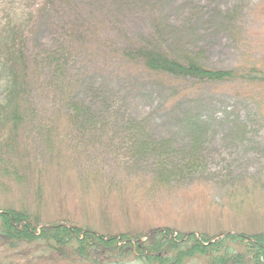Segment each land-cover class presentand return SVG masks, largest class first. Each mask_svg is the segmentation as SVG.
Masks as SVG:
<instances>
[{"label": "rangeland", "instance_id": "rangeland-1", "mask_svg": "<svg viewBox=\"0 0 264 264\" xmlns=\"http://www.w3.org/2000/svg\"><path fill=\"white\" fill-rule=\"evenodd\" d=\"M18 1L0 0V16L17 12ZM97 1L75 3L97 17ZM105 1L116 28L107 25L103 32L95 21V56L75 59L81 79L77 99H84L103 128L93 135H73V128L56 144V153L39 139L31 150L30 140V152H43L45 159L41 191L14 186L0 170V201L24 204L42 220L65 219L103 233L171 228L174 237L176 230H264V80L250 75L244 85L161 82L116 54L127 47L126 39L140 43L148 36L155 47L210 68L255 66L264 72V0ZM46 25L42 16L31 39L45 40L51 31ZM3 87L0 76V96ZM137 122L144 138L162 148L147 156L125 148L130 141L124 131ZM49 125L38 126L44 139ZM160 165L173 170L159 174ZM0 264L80 263L0 247Z\"/></svg>", "mask_w": 264, "mask_h": 264}, {"label": "trees", "instance_id": "trees-1", "mask_svg": "<svg viewBox=\"0 0 264 264\" xmlns=\"http://www.w3.org/2000/svg\"><path fill=\"white\" fill-rule=\"evenodd\" d=\"M34 2L19 0L17 12L0 16V76L4 80L0 96V170L14 186L23 185L27 189L30 184L38 194L45 159L39 155L43 152H30L27 146L30 140L31 150L35 139H39L44 145H51L56 153V144L73 128L76 131L73 135H93L103 128L94 121L95 114L84 99H77L81 79L75 59L79 54L87 60H91V54L95 56L91 47L98 43L95 21L103 25V32L108 31L107 25L116 28L117 21L107 15L105 0H98L95 5L97 17L85 14L75 0H40L33 6ZM42 16L51 31L48 29L45 40L39 42L31 36ZM126 43V48L116 52L124 63L135 65L161 82L177 80L185 85L189 81L194 84L235 81L244 85L250 75L251 80H264V72L255 66L238 70L210 68L191 57H179L173 50L155 47L148 36L140 43L128 39ZM39 48L40 52L35 53ZM38 119L42 121L36 122ZM42 124H50L45 139L39 133L38 126ZM56 124L59 127L54 131ZM124 132L130 141L125 148L132 149L136 156H147L149 150L162 148L144 138L138 122L128 123ZM163 152L168 154L167 150ZM159 167V174L173 170L170 165ZM181 173L184 172L179 171L178 175ZM37 213L27 210L24 204L1 200L0 247L47 261L80 264H264L263 229L252 232L229 229L214 234L205 230L198 234L176 230L174 237L171 228L144 233L129 230L103 233L88 225L68 224L63 218L42 220Z\"/></svg>", "mask_w": 264, "mask_h": 264}]
</instances>
